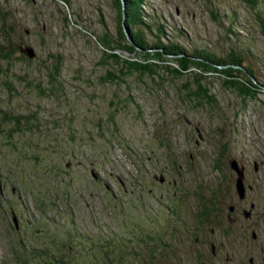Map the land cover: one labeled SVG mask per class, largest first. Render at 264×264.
Masks as SVG:
<instances>
[{
	"label": "rangeland",
	"instance_id": "1",
	"mask_svg": "<svg viewBox=\"0 0 264 264\" xmlns=\"http://www.w3.org/2000/svg\"><path fill=\"white\" fill-rule=\"evenodd\" d=\"M64 1L0 0V263L13 264L11 250L24 264L26 255L52 242L64 247L73 241L80 250L63 258L68 263L92 264L88 257L97 249L115 251L112 242L121 263L150 264L154 257L156 264L161 249L151 245L164 236L159 228L169 218L156 204L152 176L165 165L175 171L190 152L193 172L184 176L193 190L177 225L186 221L192 233L178 227L174 262L164 263L264 264V88L243 100L217 74L126 70L107 55L119 41L113 1ZM140 13L150 25L140 32L145 44L174 43L220 58L233 52L264 84V39L242 0H145ZM19 46H29L33 56ZM113 51L121 59H143ZM196 81L213 101L191 96ZM15 120L20 129L9 130ZM25 122L32 123L29 130H21ZM231 157L247 160L246 181L255 178V184L230 234L217 221L210 226L219 245L210 257L209 245L194 240L190 213L209 188L217 187L224 211L236 203L227 185ZM216 160L217 170L211 167ZM118 179L126 190L130 180L138 186L121 198ZM194 181L203 186L195 190ZM33 222L38 229L32 236Z\"/></svg>",
	"mask_w": 264,
	"mask_h": 264
},
{
	"label": "trees",
	"instance_id": "2",
	"mask_svg": "<svg viewBox=\"0 0 264 264\" xmlns=\"http://www.w3.org/2000/svg\"><path fill=\"white\" fill-rule=\"evenodd\" d=\"M111 1H113L114 8L116 10L117 36L119 41L115 42L114 45L111 46L112 49L107 48L108 50L107 55L110 58H112L114 61L121 62L125 66L126 70L127 68H129L138 72H145L146 74L151 75L154 74L153 72L155 71V69L152 66H155L156 68L159 67L167 68V72L169 71L170 74L175 76L183 75L184 73L188 72V69L191 68L198 70L199 73L217 74L224 80L225 85L228 86L233 91H235L241 98H243V100L253 98L258 92H260L261 90L260 88L264 87V84L259 85L255 82V80H253L255 79L254 74L251 72L249 68L247 67L245 68L244 65H242L241 59L236 57L233 52L229 53L225 58H220L211 53L204 51L193 50L190 53H188L181 46H177L174 43L172 44L167 42L162 44L161 42L158 41L151 45L145 44L144 41L141 39V34H140L143 26L146 27L148 30H150V25L143 21V16L140 13L142 12V8L144 6L145 0H123L125 15L122 24L120 22V7H121L120 0H111ZM242 1L245 2L254 12L255 23L257 25L258 32L264 39V0H242ZM63 2L65 1L63 0ZM121 26L124 27L127 37H125L124 31L122 30ZM102 41L104 42V45L108 46V41L106 39H102ZM117 49L119 51H123V52L125 51L128 54H138L143 59H140L142 61H135L127 58L121 59L119 57V54L113 51ZM163 55L169 57H163ZM164 58L170 59V63L173 64L171 68H169L164 63L165 61L163 60ZM161 64L163 65L161 66ZM221 65H226V66L217 67ZM198 82L199 81L195 82L196 85H198L197 86L198 89L192 91L191 96L196 100H205L208 102L213 101L212 94L209 93L207 89L200 88ZM3 118H5V121H8V117L5 116ZM1 123L4 124L3 120H1ZM1 126L2 125H0V127ZM7 126L9 127L10 124L7 123ZM22 126H24V128H21V130L24 129L29 130V128L26 127L32 126V123L25 122L21 124V127ZM13 128H15L16 130L20 129L17 120L14 121L13 126L9 130ZM30 147L32 146H29L28 144L27 149H29ZM27 149H23V151L20 150L19 153L22 151L21 154L23 155L24 150ZM137 229L144 230V228H137ZM162 230L164 236L162 235L158 236L156 235V232L154 233V235H152V236L156 235V245L152 244L151 247L152 248L156 247V251L158 247L161 249L160 255L156 257V264H166V263L174 262L173 257L170 256L172 255V252L176 248V241H178L175 239H170L167 236L169 234V231H171V233L173 234L172 232L173 227L167 226ZM89 234H91V232H89ZM143 234L145 236L143 235L142 241L150 242L151 239L147 240L148 235L146 233V230H144ZM71 239L72 238H69V240ZM52 243L49 244V246H47L46 248L38 251V253L36 251L33 252V254L26 255V258L23 259L24 264H26V261L27 262L32 261V259L36 261V264H74L72 261H69L68 263L65 262V260H63V258L66 256L72 255L73 257L75 255V251L80 250V248L77 246L72 247L73 241L70 242V245L68 246L64 245V247L58 245L59 243H54V246H52ZM60 244L63 245L65 243L61 242ZM111 244L113 245L112 248L115 249V251L112 250L111 247L109 246H106V248L103 250L97 249L95 252L91 253L90 258L88 257V261L92 262V264H124L123 262L121 263L123 258L120 256L118 252H116L117 251V248L115 247L116 244H113L112 242ZM56 245L58 247L57 250L54 249ZM123 246L124 245H122L121 247ZM67 247L68 248L72 247V248L69 251H67ZM44 250L47 251L45 252ZM12 255L14 257L13 258L14 261H16L13 262V264H17V262L19 261H17L18 257L16 256V253L14 254L12 251ZM153 259L154 257H151V260H149L150 264H153L152 261Z\"/></svg>",
	"mask_w": 264,
	"mask_h": 264
},
{
	"label": "flooded vegetation",
	"instance_id": "3",
	"mask_svg": "<svg viewBox=\"0 0 264 264\" xmlns=\"http://www.w3.org/2000/svg\"><path fill=\"white\" fill-rule=\"evenodd\" d=\"M197 156H200L199 152L196 153L195 157ZM231 158L232 159L228 163V167L231 170V173H230L231 177L229 178L227 185L229 188L232 189L231 193L237 197L236 203H233L231 204V206L226 207V211H224L223 208L221 207L222 202L219 200L217 196V192H218L217 187L209 188L210 193L209 192L208 194L206 193V196H203L201 199L199 198L197 200V203L195 204V206L198 209H195L192 215L190 213V219L192 218V222L196 224V226L194 225L196 227V229L194 230V233L196 234V236L194 237V240L197 241V239H199L204 244L209 245L210 257L211 256L213 257L217 254V248L219 247V245L214 244L215 242L213 240V236H214L213 232H214L215 227L212 228L210 226H212L214 221H217L222 224L220 226L223 229H220L219 227H216V229L219 228L222 232L227 230L228 231L227 233L230 234V231L235 227L234 224L239 223L238 213L244 209L242 202L245 201L247 198V191H250L254 187V184H255L254 183L255 178H253L252 183H248L246 181V175H247V169H246L247 162L246 161L247 160L242 159V158H238V159H235L234 157H231ZM192 159L194 158L189 152L186 154V157L184 158V162L180 163L177 166V169L175 171H174L173 166L169 167L168 165H165L158 169L159 172L156 173V179H155V176H152V179L156 180L157 182L156 185H157L158 190L156 192V204H158V206L162 209L163 218H165L166 215L169 218L168 222L165 221L166 219H163V226L161 228H159L160 226H156V227H157V230L158 228L164 229L165 227L169 226V224L174 222L173 230H172L173 234L171 233V231H169V234H168V238L170 239H173L176 237L177 231L180 228L181 229L184 228V233H186V235L192 233L191 229L189 230L185 229L186 227H188L186 224V221L183 223V227H179L177 225V224H181L179 222H182L183 218L181 214L187 211V209L185 208V205L190 197L189 194H191L193 190V189H188L186 187L187 181H186V177L184 176L186 172H193L192 168L189 165L190 164L189 161H191ZM217 161L218 160H216L215 163L211 165L212 168L213 166H215L214 168L215 170L218 169ZM233 162L236 165V167L241 170L243 192L240 197L237 196L235 192V188H234L235 179L237 177V172L234 168H232L234 167ZM170 169L172 171H170ZM181 169L184 170L183 173L180 171ZM253 169L255 170V166L253 167ZM169 179L170 181H168ZM117 183H120L121 185V198H125L124 197L125 191H126V195H130L135 190L134 187L138 186V182H136L137 186H135L133 185V181L130 180L129 184L131 187H129V190H126L124 185L122 184L123 180L121 181L120 179H118ZM229 183L231 185H229ZM204 184H205V180H204ZM222 184H225V183L222 182ZM195 185H196L195 190H197V188H200V186H203L199 181L195 182ZM167 190H171V192H167ZM115 200H116V204L122 205L123 201H118L117 197ZM252 204H253L252 202L250 201L248 202V206H250V208L254 206V204L253 206ZM63 211L64 210H62V212ZM189 227L192 228V226H189ZM206 228L209 229L207 234L204 233L203 231V229H206ZM136 240H138V238H136ZM158 249L156 252H158Z\"/></svg>",
	"mask_w": 264,
	"mask_h": 264
},
{
	"label": "water",
	"instance_id": "4",
	"mask_svg": "<svg viewBox=\"0 0 264 264\" xmlns=\"http://www.w3.org/2000/svg\"><path fill=\"white\" fill-rule=\"evenodd\" d=\"M120 22L122 24L123 22V19H124V3H123V0H120ZM122 27V30L124 31V35L125 37H127V34L125 33V29L123 26ZM129 39V38H127ZM30 50V51H29ZM19 51L23 54H26L28 57H32L33 56V52H32V49L29 47V46H25L24 48H22L21 46H19ZM226 65H221V66H217V67H225ZM264 87H262L263 89ZM233 166L232 168H234L237 172V177L235 179V184H234V188H235V192L237 194L238 197H240L242 195V192H243V186H242V178H241V170L238 169L236 167V165L234 164L233 162Z\"/></svg>",
	"mask_w": 264,
	"mask_h": 264
}]
</instances>
